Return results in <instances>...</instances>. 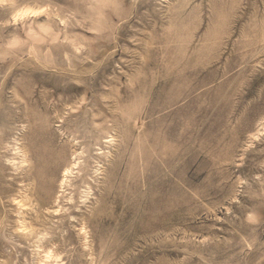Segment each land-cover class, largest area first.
<instances>
[{
  "label": "rangeland",
  "instance_id": "rangeland-1",
  "mask_svg": "<svg viewBox=\"0 0 264 264\" xmlns=\"http://www.w3.org/2000/svg\"><path fill=\"white\" fill-rule=\"evenodd\" d=\"M0 264H264V0H0Z\"/></svg>",
  "mask_w": 264,
  "mask_h": 264
}]
</instances>
